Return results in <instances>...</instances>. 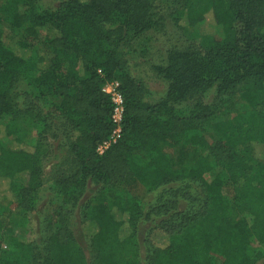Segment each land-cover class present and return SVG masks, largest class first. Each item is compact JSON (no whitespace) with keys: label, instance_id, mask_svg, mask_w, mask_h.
Returning <instances> with one entry per match:
<instances>
[{"label":"trees","instance_id":"obj_1","mask_svg":"<svg viewBox=\"0 0 264 264\" xmlns=\"http://www.w3.org/2000/svg\"><path fill=\"white\" fill-rule=\"evenodd\" d=\"M170 3L176 26L213 21L222 35L206 32L202 49H169L153 66L168 82L156 99L131 74L129 56L136 40L163 27L158 0H60L55 8L43 0H0V217L34 211L46 185L68 207L58 222L49 220L42 248L12 237L17 257L0 254V264H257L264 258L250 248L253 240L264 243V0ZM2 23L20 31L21 42L7 46ZM23 81L36 96L27 92L18 102ZM115 81L125 101L122 135L99 154L115 128L105 90ZM211 92L238 98L241 109L227 118L204 101ZM30 127L38 129L35 144L26 140ZM210 131L220 138L210 142ZM49 135L59 141L58 152ZM182 143L202 152L176 165L165 148ZM133 180L154 198L145 205L99 191V205L87 207L83 218L85 249L72 210L91 186ZM228 186L235 188L232 197L224 193Z\"/></svg>","mask_w":264,"mask_h":264},{"label":"rangeland","instance_id":"obj_2","mask_svg":"<svg viewBox=\"0 0 264 264\" xmlns=\"http://www.w3.org/2000/svg\"><path fill=\"white\" fill-rule=\"evenodd\" d=\"M46 7L55 8L60 4V0H43ZM170 0H158V13L163 17V27L160 30L150 31L143 37L135 41V49L129 56L130 59V72L131 74L143 81L152 91L156 99L165 96L168 89V82L162 77L158 76L153 69L156 63H162L166 59L167 51L171 48H187L196 47L202 49L209 37L207 33H214L215 36H221L222 30L216 28L213 21L206 23H198L189 28H180L175 25L170 16L171 12ZM20 9L25 10L26 6L20 4ZM208 26V27H207ZM210 26V27H209ZM3 39L7 46L11 47L21 42L22 36L20 31L15 30L7 23H2ZM45 32H42V36ZM30 92L32 96L35 93L23 81L19 84L16 91L18 97L17 101H21L24 94ZM204 101L213 103L215 107L227 118H232L238 109H241V104L238 98L227 101L226 98H217L214 93H209L204 97ZM47 110L48 104H44ZM180 112L186 111V108L180 106ZM210 142H214L220 138L216 131H210L207 134ZM50 136V135H49ZM27 142L35 144L38 140V129L30 127L27 135ZM50 146L53 151L58 152V147L61 146L57 139L50 136ZM166 153L176 165H181L185 161H194L202 152L200 147H192L186 144H180L176 147L165 148ZM54 155V154H52ZM144 155V154H142ZM54 158L49 157L46 160L45 166L49 170L53 164ZM220 171L219 168L215 170L209 177L212 178ZM234 187H225L224 193L228 197H232ZM101 191L105 197L111 199L113 195H123L125 197H134L142 204L148 205L154 198L153 194L148 192L147 189L138 181L133 180L121 185H108L104 188H96L91 186L81 202L72 210L71 223L74 232L76 233L80 243L85 249L89 248V239L84 231L83 218L85 210L90 208L94 210L100 203L94 196ZM37 206L32 212L21 213L17 210L8 211L4 216L0 217V254L5 259H15L17 254L15 251H10L11 238L22 237L30 239L32 243L38 248H42L43 241L49 231V220L52 219L58 222L60 214H67L68 207L63 203L62 195L58 194L50 186L42 187L37 195ZM151 222H147L142 226L141 240H144ZM251 251L260 250L264 253V243L253 240L250 245ZM89 250V249H88ZM145 247H143V252ZM217 256H215L216 258ZM257 264H264V258L259 260Z\"/></svg>","mask_w":264,"mask_h":264},{"label":"built area","instance_id":"obj_3","mask_svg":"<svg viewBox=\"0 0 264 264\" xmlns=\"http://www.w3.org/2000/svg\"><path fill=\"white\" fill-rule=\"evenodd\" d=\"M119 82H110L105 86V90L111 95L114 112H113V121L115 123V128L111 135L101 142L97 147V152L99 154L104 153L112 144L116 143L122 135V119L124 113V97L118 89Z\"/></svg>","mask_w":264,"mask_h":264}]
</instances>
